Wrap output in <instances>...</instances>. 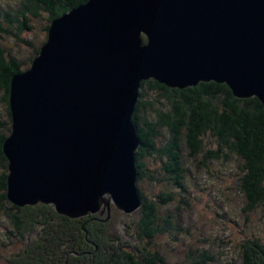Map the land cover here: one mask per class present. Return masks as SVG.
Listing matches in <instances>:
<instances>
[{
  "label": "water",
  "instance_id": "1",
  "mask_svg": "<svg viewBox=\"0 0 264 264\" xmlns=\"http://www.w3.org/2000/svg\"><path fill=\"white\" fill-rule=\"evenodd\" d=\"M150 79L264 106V0H88L55 18L11 81L8 200L70 218L140 207L133 116Z\"/></svg>",
  "mask_w": 264,
  "mask_h": 264
},
{
  "label": "trees",
  "instance_id": "2",
  "mask_svg": "<svg viewBox=\"0 0 264 264\" xmlns=\"http://www.w3.org/2000/svg\"><path fill=\"white\" fill-rule=\"evenodd\" d=\"M87 1L20 0L19 7L10 11L0 6V105L6 109V117H0V206H11L7 217L21 235L28 231L27 227L32 230L38 221L45 228L35 242L12 255L10 263L72 264L75 259V264H169L160 251L154 250V240L159 235L183 231L178 227L175 214L167 208L178 196L190 207L185 200L187 179L191 174L188 157L199 170L209 168V163L220 160L231 163L237 159V189L243 198L240 212L248 220L253 213L264 212V106L255 96L237 98L227 84L215 81L185 89L170 88L154 79L142 82L134 114L141 140L137 151L142 198V205L137 210L138 246L121 242L124 240L114 223L100 221L98 217L73 219L59 215L50 205L39 203L34 207H19L11 203L7 198L9 161L3 150L12 125L11 81L31 66L47 40L51 22ZM36 20L46 23V38L34 49L29 61L24 62L13 56L3 41L7 35L20 38L22 31H31ZM12 27L17 29L16 33L11 31ZM162 129L170 136L164 144L158 140ZM185 148L189 150L186 154ZM147 159L155 168L146 163ZM147 179L154 185H162L164 191L150 199L141 189V183ZM13 209L18 212L11 213ZM84 223L87 231L83 229ZM71 233H75L73 237ZM238 246L240 259L221 260L218 264H264V238L247 237ZM85 250L84 255H79ZM189 256L193 264L217 261V257L205 249L194 250Z\"/></svg>",
  "mask_w": 264,
  "mask_h": 264
},
{
  "label": "rangeland",
  "instance_id": "3",
  "mask_svg": "<svg viewBox=\"0 0 264 264\" xmlns=\"http://www.w3.org/2000/svg\"><path fill=\"white\" fill-rule=\"evenodd\" d=\"M19 2L20 0H0V6L9 11L16 10L19 7ZM43 21L36 20L33 22L34 28L31 31H22L19 35L20 38L13 34L5 36L4 47L19 60L29 61L35 52L34 49L40 47L41 42L46 38L44 30L46 23ZM11 31L16 33L17 29L12 27ZM0 117H6V109L3 105H0ZM160 133L158 140L161 144L169 141L170 136L166 129L160 130ZM188 151V148H185V154ZM147 162L155 168L151 161L147 159ZM187 162L191 164V174L188 175L187 179L185 200L188 201L190 207L183 204L182 199L178 196L173 205L167 208L168 211L175 214L178 227L183 231L175 233L177 236L175 234L157 236L154 240L156 244L154 250L160 251L169 264H193L189 254L194 250L198 251V249L208 250L211 255L217 257V261L212 262V264H218L221 260L236 261V259H240V246L238 244L244 238H264V212L253 213L249 220L246 219L245 214L240 212L243 198L237 189V159L231 163H225L221 160L220 162L209 163V168H202L201 170L198 169L191 157H188ZM141 189L150 199L164 191L162 185H154L148 179L141 183ZM27 206L34 207L37 204ZM140 207L127 213L112 203L110 209L104 206L100 212L73 219L85 220L86 217L87 219L98 217L97 219L100 221L114 223L115 229H118V234L124 240L121 242L128 241L138 246L139 241L137 242L136 238L137 210ZM10 209L11 206L9 205L5 208L0 206V264H11L12 255L18 254L17 252L26 247L27 244L35 242L34 240L43 235V230H45L43 224L41 226V222L38 221L32 230L27 227L28 231H24L22 235L19 234V230L13 226L7 217L6 213ZM115 210L117 212H114ZM15 212L18 211L15 209L11 211V213ZM83 227L84 231H87L85 223ZM17 233L21 239L17 237ZM74 234L71 233L70 235L73 237ZM172 235L176 239H173ZM91 236L88 235V237ZM119 243L120 239L118 240ZM85 253L86 250L80 252L79 255ZM75 263L76 260L74 259L72 264Z\"/></svg>",
  "mask_w": 264,
  "mask_h": 264
}]
</instances>
